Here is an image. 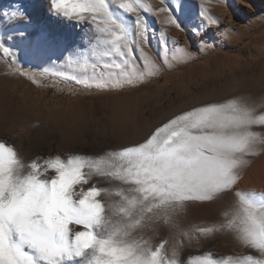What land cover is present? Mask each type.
I'll return each mask as SVG.
<instances>
[{
    "label": "snow or ice",
    "instance_id": "1",
    "mask_svg": "<svg viewBox=\"0 0 264 264\" xmlns=\"http://www.w3.org/2000/svg\"><path fill=\"white\" fill-rule=\"evenodd\" d=\"M47 5L50 20L80 29L77 44L65 48V59L95 47L93 41L103 44L102 56L120 58V63L105 67L120 69L126 82L144 76L138 71L135 51L148 74L156 68L143 48L151 45L142 12L166 13L165 23L184 30L169 7L154 10L142 0H47ZM116 9L133 18L135 35ZM3 15L31 23L22 9L11 17ZM199 16L202 23L194 34L219 26V19L203 7ZM35 35L41 46L64 39L46 23ZM0 50L16 59L17 53L3 41ZM54 62L50 58L49 63ZM80 67L86 70L87 64ZM91 67L95 72L96 65ZM104 86L115 85L104 81ZM257 126L264 128V112L233 98L183 111L144 142L99 156L57 154L25 162L13 147L0 142V264H185L179 246L167 259L161 254L166 242L154 248L135 233L146 228L160 209L168 217L182 212L189 202L229 197L233 199L219 227L196 231L208 235L232 230L241 246L254 252L217 261L194 257L189 264H264V191L257 196L255 190L236 187L248 163L244 157L264 145V132L253 131ZM238 207L243 213L239 223L232 211Z\"/></svg>",
    "mask_w": 264,
    "mask_h": 264
},
{
    "label": "rangeland",
    "instance_id": "2",
    "mask_svg": "<svg viewBox=\"0 0 264 264\" xmlns=\"http://www.w3.org/2000/svg\"><path fill=\"white\" fill-rule=\"evenodd\" d=\"M22 1L21 6L16 0H0V40L17 53L13 60L0 50V77L3 74L6 76L5 68H11L7 74L10 79L8 85L6 88L0 87V134L9 137V146L25 162L57 154L62 157L71 154L99 156L122 146L139 144L174 115L205 102L240 98L256 107L258 113L264 112V0H253V5L241 4L237 7L235 19L245 21V30L242 31L237 26H227L221 20V11H215L214 8V12L211 3L208 4L206 0H142V3L152 5L154 10L169 7L184 30L165 23L166 13L152 15L142 12L148 25L151 45L144 44L143 48L155 62L156 68L148 74L149 69L140 60V53L135 51L138 71L144 76L142 79L133 78L131 82H126L119 75L120 69L105 67L120 63V58L102 56L100 53L106 46L95 41V47L90 46L81 55L65 59L68 56L65 48L73 47L79 40V34L71 32L69 25L53 24L42 16L31 23L6 19L3 13L11 17L13 11L22 9L32 20L28 5L34 0ZM201 7L219 19V26L214 25L205 31L201 29L194 34L193 30L202 23L199 16ZM227 7L231 12L234 10L232 6ZM116 15L133 29L135 35L133 18L119 9H116ZM45 23L53 31L62 34L64 39L49 46L38 45L36 29ZM21 33L26 36L16 37ZM96 35L103 38V34ZM162 41L166 46L162 47ZM50 58L55 62L49 63ZM83 64H87L86 70L80 67ZM93 64L96 65L95 72L91 67ZM117 80L120 82L116 83ZM104 81L115 86H104ZM10 88L15 94L14 98L8 92ZM22 100L26 103L23 111L19 109ZM113 102H127L130 105L123 111L116 109ZM25 111L31 113L32 117L26 116ZM51 113L55 117L52 126L45 122ZM123 117L126 121L120 131L115 128V122L117 118L123 120ZM6 125L10 128L4 129ZM142 125L147 127V132L140 138L135 136L133 130ZM48 128L53 133H47ZM82 130L88 138L93 131L103 135L105 147L102 153L94 151V145L89 141L91 138L88 142L81 141L78 133ZM253 131L264 132V128L257 126ZM18 141L22 143L20 150L16 146ZM244 159L248 163L242 167L240 182L236 187L248 190L257 177L264 179V145H258L256 154L245 156ZM101 184L108 186L103 181ZM231 200L232 197L220 202H189L182 212L168 217L160 209L148 226L135 235L153 244L163 224L167 223L165 249H169L171 254L179 246V252L193 250L196 252L193 256L213 261L247 255L254 250L241 246L232 230L215 231L208 235L196 231L201 227L218 228L224 208ZM232 211L239 223L243 219L242 208ZM76 228L83 230L82 226ZM193 235L199 236L198 244L200 241L202 243L197 249L192 247L195 246L191 241ZM224 237L229 243L224 241ZM182 260L189 264L191 257L185 255Z\"/></svg>",
    "mask_w": 264,
    "mask_h": 264
},
{
    "label": "bare ground",
    "instance_id": "3",
    "mask_svg": "<svg viewBox=\"0 0 264 264\" xmlns=\"http://www.w3.org/2000/svg\"><path fill=\"white\" fill-rule=\"evenodd\" d=\"M17 1V4H19V5H21L22 6V0H16ZM206 1H208V4H209V2L211 3V5H210V7L213 9V11H214V8H215V11H216V9H219V11H221V20L223 19L224 20V22H225V24L227 25V26H229V27H234V26H237V28L240 30V31H242V30H245V25L243 24L245 21H243V19L242 20H236L235 18V16H237V12H236V9H237V7H239V6H241V4H245V5H248V4H251V5H253V0H206ZM256 2L257 1H259V0H255ZM16 3V2H15ZM15 3H13V4H15ZM29 6V8H30V14H29V16H30V18L32 19L31 20V22L33 21V20H37V19H39V17H44L46 20H48V21H50L51 23H53V24H57V25H64V24H66V23H57L54 19H49L48 17H49V14H48V11H47V7H48V5H47V0H34L33 2H31V4L30 5H28ZM227 6H232V8L234 9L232 12L231 11H229V10H227L226 9V7ZM251 8H253L252 6H250ZM22 8V7H21ZM179 8V7H178ZM200 8V7H199ZM228 8V7H227ZM231 8V9H232ZM24 9V8H23ZM178 9H176V11H177ZM201 10V9H200ZM181 11V10H180ZM214 11V12H215ZM218 11V10H217ZM39 22V21H38ZM33 25V24H32ZM59 27V26H58ZM70 27V26H69ZM212 27H214V25H212ZM70 30H71V32H77L78 34L80 33V29L79 28H75V29H73L72 27H70ZM23 36H26V35H19V36H17L16 35V37H18V38H22ZM73 36V35H72ZM15 38V37H14ZM24 38V37H23ZM0 39H2V37H0ZM1 41V40H0ZM17 42V41H16ZM185 46V45H184ZM5 72L8 74L9 72H11V68H9V67H7V68H5ZM4 73V72H3ZM2 74V73H1ZM7 74H6V76H4V74L0 77V87H2V88H6V86L8 85V82L7 81H9L8 80V76H7ZM6 78H7V80H6ZM10 78V77H9ZM10 84V83H9ZM9 87V86H8ZM4 91V90H3ZM7 91V90H6ZM8 92L10 93V95L12 96V98H14L15 97V94H14V92L11 90V88L10 89H8ZM11 101H13V99H11ZM129 104V103H128ZM128 104H127V102H121V103H118V102H113V105L115 106V108L116 109H118V110H123V111H125L126 109H127V107H128ZM130 105V104H129ZM4 106V105H3ZM17 107V106H16ZM26 108V103L24 102V100H22L21 102H20V105H19V109L21 110V111H23V109H25ZM19 110V111H20ZM25 112H27V111H25ZM17 113H18V111H17ZM17 113H15V114H17ZM120 114V113H119ZM23 115V114H22ZM125 115V114H124ZM123 115V116H124ZM26 116H28L29 118H31L32 117V114L31 113H29V112H27L26 113ZM116 116V115H115ZM21 117V116H20ZM39 117H41V116H39ZM14 118V117H13ZM115 118V117H114ZM124 118V117H123ZM164 118V117H163ZM119 118H117L116 120H117V122H115V121H113V122H115V128H118V129H120V131H121V129L124 127V125H125V121H126V119L124 118L123 120H121V121H119L118 120ZM160 120V119H159ZM45 122L46 123H48V125H50V126H52L53 124H55V117H54V115L51 113V115H49L46 119H45ZM4 124V123H3ZM134 124V123H133ZM136 124H134V126H135ZM57 126V125H56ZM113 126H114V124H113ZM113 126H112V128H113ZM133 126V127H134ZM2 128V127H1ZM7 128H10L8 125H6L5 126V128L4 129H7ZM3 130V129H2ZM110 130V129H109ZM147 130V127H143V125H142V127H135L134 128V130H133V133L135 134V136H140V138H141V135H143L145 132H147L146 131ZM4 131V130H3ZM114 131V130H113ZM122 131H124V130H122ZM5 132V131H4ZM10 132V131H9ZM53 133V131L51 130V128H48L47 129V133ZM107 132V131H106ZM115 133V132H114ZM9 135V134H8ZM69 135H71V134H69ZM78 135H79V138L81 139V141L82 142H88V140L91 138V140H89V141H91L92 143H93V145H94V151H96L97 153H102L103 152V149H104V147H105V139L103 138V135L102 134H100L99 133V131H93V133L91 134V136H90V138H88L87 137V135L85 134V131H80L79 133H78ZM121 135H123V134H121ZM72 136V135H71ZM102 136V137H101ZM145 136V135H144ZM143 136V137H144ZM9 139V137L7 136V135H3V134H0V141L1 142H5L7 145H10L11 143H10V141L8 140ZM64 139V138H63ZM132 140L134 139L133 137L131 138ZM130 139V140H131ZM138 139V138H137ZM136 139V140H137ZM115 140V139H114ZM126 140V139H125ZM140 140V139H139ZM62 142V141H61ZM65 143V142H64ZM113 144V143H112ZM50 145H51V143H50ZM16 146H17V148L20 150L21 149V147H22V143H21V141H18V142H16ZM57 148V147H56ZM61 149V148H60ZM50 151V150H49ZM31 157V156H30ZM25 160V159H24ZM31 160V159H30ZM33 160V159H32ZM256 170V169H255ZM257 171V170H256ZM258 171H260V170H258ZM251 175V174H250ZM258 175V174H257ZM253 177V176H252ZM256 177V176H255ZM251 179V178H250ZM254 179V178H253ZM252 179V180H253ZM251 180V181H252ZM248 181V180H247ZM250 181V182H251ZM247 183V182H246ZM248 184V183H247ZM243 185H245V184H243ZM250 185V184H249ZM244 187V186H243ZM246 187V186H245ZM248 187V186H247ZM241 189H242V187H241ZM243 190H244V188H243ZM252 190H255V192H256V194H257V196H259V194H260V192L261 191H264V179H262L261 177H257L255 180H253L252 182H251V185L249 186V188H248V191H252ZM233 199V198H232ZM220 202V201H219ZM225 204V203H224ZM221 206V205H220ZM223 206V205H222ZM224 207H225V205H224ZM223 207V208H224ZM238 208H240V207H238ZM221 209V208H220ZM225 209V208H224ZM241 209V208H240ZM164 226H163V228L161 229V232H160V234L154 239V242H153V244H151L154 248L155 247H158L159 246V244L160 243H162V242H165V240H166V235H167V233H168V226H169V224H163ZM188 229V228H187ZM194 236V235H193ZM199 237V236H198ZM197 236H194V237H192V244L193 245H195V246H192V247H194V248H198V247H201L202 246V243H201V241H200V243L198 244V241H199V238H198ZM225 238V240L224 241H226L227 243H229V240L227 239L226 240V237H224ZM178 239H180V241H182V242H184L183 241V239L182 238H178ZM182 239V240H181ZM225 242V243H226ZM182 244V243H181ZM167 245V244H166ZM228 245H230V244H228ZM238 246V245H237ZM168 248V247H167ZM239 249V248H238ZM196 252H194L193 250L192 251H187V250H184V252L183 251H181V252H179V257L182 259L185 255H189L190 257H191V259L192 258H194V257H196V256H193L194 254H195ZM161 254H163V255H165L166 256V258L167 259H171V258H173L172 257V254L170 253V251H169V249H165V247L161 250Z\"/></svg>",
    "mask_w": 264,
    "mask_h": 264
}]
</instances>
